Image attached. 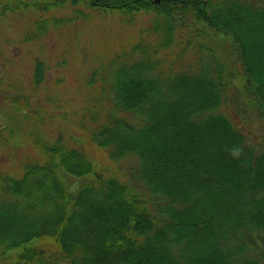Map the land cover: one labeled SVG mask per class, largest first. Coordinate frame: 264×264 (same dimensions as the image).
<instances>
[{
  "label": "trees",
  "instance_id": "1",
  "mask_svg": "<svg viewBox=\"0 0 264 264\" xmlns=\"http://www.w3.org/2000/svg\"><path fill=\"white\" fill-rule=\"evenodd\" d=\"M142 11L154 15L153 44L111 55L99 93L79 105L107 164L39 132L26 92L5 98L14 109L0 143L18 142L16 110L29 106L22 131L38 156L0 172V264H264V144L223 109L231 99L264 114V0H0V17L24 16V42L79 17L130 23ZM33 68L38 87L44 61ZM129 156L139 186L120 170ZM67 176L83 179L75 191Z\"/></svg>",
  "mask_w": 264,
  "mask_h": 264
},
{
  "label": "rangeland",
  "instance_id": "2",
  "mask_svg": "<svg viewBox=\"0 0 264 264\" xmlns=\"http://www.w3.org/2000/svg\"><path fill=\"white\" fill-rule=\"evenodd\" d=\"M54 14L69 16L74 12L71 8H62L54 11ZM136 14L130 23L114 17H107L102 21L96 17L83 21L79 17L77 20L74 19L75 21L52 29L33 42L22 40L25 32L23 15L9 13L4 18L0 17V89L4 91L3 94L0 91V99L2 98L0 121L4 120L5 123L0 129H9V125H12L9 116L12 115L11 110L14 107L8 100H12L13 93L20 89L21 94L26 92L30 98L28 104L36 107L41 113L39 115L43 117V123L38 127L39 132L45 136L62 133L63 139L70 145L75 144L76 139L81 142V148L89 152L92 162L100 166L107 164L109 160L105 152L89 140L90 123L87 116L82 114L79 105L90 96V91L99 93L97 87L101 83L100 73L105 69L108 70L111 55L126 53L135 40H141L145 46L153 44L156 34L151 35L148 41L149 35L144 31L151 26L150 19L154 15L143 11ZM184 33L183 31L176 33L174 44L179 48V41L182 43L185 40ZM209 38L211 35L207 39L200 38L199 41L209 48L212 46ZM173 49L174 46L161 49L159 56L164 58L163 55L167 56ZM35 59L43 60L45 65L43 82L38 87L33 82ZM165 66L166 63H161V67L165 68ZM93 68H98L94 75H92ZM107 101L106 96L105 103ZM28 108L29 106L20 105L19 111L16 110L15 120L21 129L20 131L18 128V142L10 138L8 143H0L1 173L11 168L14 170L25 159L38 156L35 151L36 146L30 138L29 141L26 139L27 132L22 131L31 125L28 122L29 118L23 117L21 112L22 109ZM223 109L228 112L236 126L247 133L248 138L258 144H264V114L253 112L249 105L242 106L244 111H235L231 99ZM119 164L124 177L139 186L141 181L129 171L135 164L134 157L122 159ZM65 180L72 191H75L83 181L72 176H67Z\"/></svg>",
  "mask_w": 264,
  "mask_h": 264
},
{
  "label": "flooded vegetation",
  "instance_id": "3",
  "mask_svg": "<svg viewBox=\"0 0 264 264\" xmlns=\"http://www.w3.org/2000/svg\"><path fill=\"white\" fill-rule=\"evenodd\" d=\"M3 92H4L3 89H1V94H3ZM0 126H2V127L5 126L4 120L3 121L2 120L0 121Z\"/></svg>",
  "mask_w": 264,
  "mask_h": 264
},
{
  "label": "clouds",
  "instance_id": "4",
  "mask_svg": "<svg viewBox=\"0 0 264 264\" xmlns=\"http://www.w3.org/2000/svg\"><path fill=\"white\" fill-rule=\"evenodd\" d=\"M235 151L238 153L239 152V149H236Z\"/></svg>",
  "mask_w": 264,
  "mask_h": 264
}]
</instances>
